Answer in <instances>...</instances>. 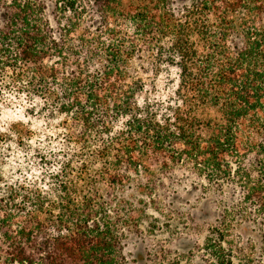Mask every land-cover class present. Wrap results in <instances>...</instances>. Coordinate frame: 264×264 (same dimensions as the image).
<instances>
[{"label": "trees", "instance_id": "16d2710c", "mask_svg": "<svg viewBox=\"0 0 264 264\" xmlns=\"http://www.w3.org/2000/svg\"><path fill=\"white\" fill-rule=\"evenodd\" d=\"M0 101L50 131L0 134L26 159L0 151L3 264H128L119 225L181 188L223 210L205 264H260L264 0H0Z\"/></svg>", "mask_w": 264, "mask_h": 264}, {"label": "rangeland", "instance_id": "374dc122", "mask_svg": "<svg viewBox=\"0 0 264 264\" xmlns=\"http://www.w3.org/2000/svg\"><path fill=\"white\" fill-rule=\"evenodd\" d=\"M163 92L165 87L161 82L155 93ZM18 125L36 132V142L44 139L45 134L50 132L48 124H45L43 119L30 115L24 107L0 101V134L9 135L10 130ZM42 145L47 146L45 143ZM0 151L9 163L3 169L7 174L15 162L24 164L26 161L20 147L14 142L2 143ZM171 190L163 193L157 191L153 196L160 199L177 196L179 203L174 209H167L165 206L155 208L149 205L141 209L137 223L129 221L119 225L128 264H205L202 257L211 256L207 244L211 239L217 240L216 230L219 225L217 218L223 210L218 205L208 203L206 193H195L181 188L174 195ZM227 215V224L221 226L223 229L228 228V233L222 240L227 253L236 248L238 243L247 245L250 241L253 253L248 251L247 256L250 253L258 259L260 252H256L255 247L252 249V246L257 248L259 245L257 231H254L250 224L238 223L233 218L234 211L228 212ZM191 254H194L193 258ZM0 264H3L1 256ZM260 264H264V256Z\"/></svg>", "mask_w": 264, "mask_h": 264}]
</instances>
